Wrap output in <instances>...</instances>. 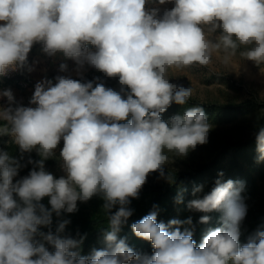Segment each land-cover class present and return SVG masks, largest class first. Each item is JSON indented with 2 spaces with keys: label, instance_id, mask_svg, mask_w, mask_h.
Returning <instances> with one entry per match:
<instances>
[{
  "label": "clouds",
  "instance_id": "1",
  "mask_svg": "<svg viewBox=\"0 0 264 264\" xmlns=\"http://www.w3.org/2000/svg\"><path fill=\"white\" fill-rule=\"evenodd\" d=\"M156 2L172 7L148 8V0H0V76L32 71L28 56L41 44L48 56L62 53L73 60L78 77L61 63L65 74L35 84L29 101L35 107H13L12 91L0 93L9 104L0 108L6 125L0 134L11 135L22 154L35 150L41 157L29 159L32 170L14 182L23 165L0 152V264H264V230L240 243L247 206L243 183L231 179H218L210 192L187 203L191 211L223 214L222 226L208 229L199 245L191 217L166 224L158 222L155 210L131 225L137 238L151 243V255L118 238L133 214L131 199L138 198L148 176L159 172L171 182L164 171L170 154L187 156L208 142L211 126L202 107L162 119L173 102L184 105L193 96L192 88L170 83L169 73L207 67L217 53L224 64L237 52L264 64V0ZM88 68L118 79L119 89L107 87L99 76L86 79ZM61 140L64 175L56 178L45 161L56 155ZM256 150L258 161L264 160V128L256 134ZM202 190L197 186L193 195ZM94 196L104 200L109 213L103 249L81 255L82 241L60 235L68 220L56 234L39 231L51 225L53 213H74L78 201ZM45 197L50 209L41 203ZM176 202H183L182 193ZM209 221V215L199 218L202 224Z\"/></svg>",
  "mask_w": 264,
  "mask_h": 264
},
{
  "label": "trees",
  "instance_id": "2",
  "mask_svg": "<svg viewBox=\"0 0 264 264\" xmlns=\"http://www.w3.org/2000/svg\"><path fill=\"white\" fill-rule=\"evenodd\" d=\"M96 76L101 77L107 87L119 89L118 79L105 77L103 73L95 69L85 74L88 80ZM260 96H251L244 102H237L232 98L202 100L193 96L184 105L173 102L161 114L162 119L168 121L174 115H183L190 107L200 106L204 109L211 126L208 142L197 145L194 150L188 152L187 156L170 154L171 158L165 165L164 171L166 175L173 177L171 182L161 177L159 172H153L148 176L138 198L131 199L129 207L133 209V214L121 227L117 234L118 238H126V243L134 251L151 255L153 252L151 243L137 238L131 230V225L155 210L158 213V222L166 224L171 219L183 221L191 217L193 223L190 227L193 231V239L199 245L208 229L222 226L223 214L220 211L207 214L191 211L187 208V203L192 199L202 198L204 194L210 192L218 179L221 182L231 179L243 183L241 197L247 206V214L240 226L241 245L247 243L257 230H264V160L258 161L256 150V134L264 128V95ZM1 124L5 126V123ZM0 152H7L23 165L17 177L14 178V182L27 176L32 170L33 164L28 163L29 159L32 161L41 159L35 150L22 154L19 146L8 134H0ZM58 167H60V161L57 150L53 158L45 161V168L59 178L62 174L56 171ZM197 186H203V190L193 195V190ZM181 193L183 202L177 203L176 197ZM14 198L19 200L15 194ZM41 203L46 208H51L49 197L43 198ZM103 204L104 200L100 196H94L87 202L78 201L76 212L62 213L59 217L53 213L51 225L39 226V231L45 234L51 231L56 234L59 224L68 220L70 222L60 235L82 241L77 250L83 256L90 255L93 249L105 247L104 233L110 230L109 213L105 212ZM115 210L116 208L112 211ZM202 215L210 216L209 223L199 222ZM36 239L42 241L39 236ZM44 243L50 252L54 251L52 245ZM129 264H135V262H129Z\"/></svg>",
  "mask_w": 264,
  "mask_h": 264
},
{
  "label": "rangeland",
  "instance_id": "3",
  "mask_svg": "<svg viewBox=\"0 0 264 264\" xmlns=\"http://www.w3.org/2000/svg\"><path fill=\"white\" fill-rule=\"evenodd\" d=\"M146 6L148 8L160 7L161 11L172 7L171 4L158 5L156 0H148ZM222 55V53L214 54L212 63L207 67L193 66L182 70H172L169 73L171 76L169 82L184 88H192L193 97L202 100L232 98L237 102H244L251 96L261 97L260 95H264V64L257 65L251 60L243 59L239 56V52L231 58L228 64H224ZM91 69L88 68L87 72ZM9 80L17 83L14 79ZM6 81L8 79L0 77V84ZM17 86L22 90H27L20 87L19 84ZM1 123L0 127H3L4 125ZM9 136L13 138L11 135ZM62 147L63 141L61 140L56 151L60 152ZM56 171L64 175L60 167Z\"/></svg>",
  "mask_w": 264,
  "mask_h": 264
},
{
  "label": "crops",
  "instance_id": "4",
  "mask_svg": "<svg viewBox=\"0 0 264 264\" xmlns=\"http://www.w3.org/2000/svg\"><path fill=\"white\" fill-rule=\"evenodd\" d=\"M2 23V22H0ZM90 50L92 49V46L89 45ZM61 63H66L68 65L69 72L75 77V62L71 59H66L62 53H57L54 56H48L46 53L42 51V45L41 44H35L28 56V64L33 68L32 71H29L34 78L33 86L28 88L27 90L20 89L14 81L8 80L6 82H3V84H0V93H2L5 90H11L13 93V96L15 98L16 104L13 105L15 107L16 105H22V106H32L35 107V105H30L29 101L34 93L35 84L39 81H41L44 78L53 79L56 75H63L65 73H61L59 70V65ZM24 70H27L25 68ZM87 71L85 72V74ZM9 106L7 98L0 96V108H7ZM5 123L4 121H0Z\"/></svg>",
  "mask_w": 264,
  "mask_h": 264
},
{
  "label": "built area",
  "instance_id": "5",
  "mask_svg": "<svg viewBox=\"0 0 264 264\" xmlns=\"http://www.w3.org/2000/svg\"><path fill=\"white\" fill-rule=\"evenodd\" d=\"M4 79H14L20 87L28 89L33 85L34 78L29 72L23 70L9 71L7 75L0 76Z\"/></svg>",
  "mask_w": 264,
  "mask_h": 264
}]
</instances>
